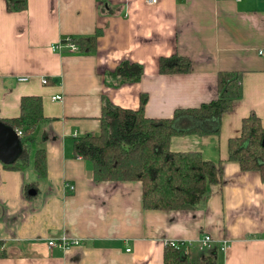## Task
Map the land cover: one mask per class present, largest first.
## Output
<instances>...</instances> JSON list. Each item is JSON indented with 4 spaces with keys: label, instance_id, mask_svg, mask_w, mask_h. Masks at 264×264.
<instances>
[{
    "label": "crops",
    "instance_id": "1",
    "mask_svg": "<svg viewBox=\"0 0 264 264\" xmlns=\"http://www.w3.org/2000/svg\"><path fill=\"white\" fill-rule=\"evenodd\" d=\"M98 29L94 51L51 50ZM262 48L264 0H27L16 12L0 0V119L18 116L28 95L41 98L49 119L35 130L43 178L0 161V264H163L167 241L195 243L205 234L212 243L203 254L214 264H264V182L228 159L244 117L254 113L264 127ZM174 53L190 58L188 73L159 72V58ZM122 61L142 65L139 81L108 78ZM219 71L242 73V96L223 113L219 133L169 142L174 152L221 161L220 181L196 207L145 209L139 181H95L92 164L75 155L79 137L100 132L105 104L136 109L144 93L146 116L171 117L216 99ZM62 235L79 244L47 245Z\"/></svg>",
    "mask_w": 264,
    "mask_h": 264
},
{
    "label": "trees",
    "instance_id": "2",
    "mask_svg": "<svg viewBox=\"0 0 264 264\" xmlns=\"http://www.w3.org/2000/svg\"><path fill=\"white\" fill-rule=\"evenodd\" d=\"M5 2L9 12L27 7V0ZM100 33L98 29L93 35L72 40L79 51L91 52L96 48ZM190 69V58L177 53L161 56L158 60V70L162 74H183ZM142 74L140 63L122 61L108 78L117 83L137 82ZM241 75L240 71H219L216 99L193 108L175 109L171 117L146 116L147 96L144 93L140 94L136 109L105 104L100 132L79 137L74 153L92 164L95 181H139L145 209H192L207 196L209 185L220 181L221 161L205 160L197 151L174 152L169 147L170 138L218 134L223 113L242 96ZM48 120L42 111V100L36 95L21 97L18 116L0 119L15 131L21 129V152L15 160L2 162L4 167L11 170L31 167L38 178L45 176V150L35 130ZM228 159L236 161L242 171H257L264 182V127L256 114L244 117L240 134L228 140ZM3 255L0 246V256ZM163 264H214V258L194 247L184 250L165 245Z\"/></svg>",
    "mask_w": 264,
    "mask_h": 264
},
{
    "label": "built area",
    "instance_id": "3",
    "mask_svg": "<svg viewBox=\"0 0 264 264\" xmlns=\"http://www.w3.org/2000/svg\"><path fill=\"white\" fill-rule=\"evenodd\" d=\"M145 3L147 5H154L156 4L159 0H144ZM63 49H68L69 52H77L79 51V47L78 45L72 40V38H64V39H60L59 41H57L56 43H53L51 45V50L54 52H61ZM260 55L262 57H264V48H262L260 50ZM27 78H20L18 80L20 81H24ZM48 81L47 78H42V83L46 84ZM52 100H62V96L61 95H54L51 97ZM17 135H21V130L16 131ZM65 187H67L69 190H73L74 186L70 185L68 183L65 184ZM212 243V237L209 234H205L203 235L200 239H198L195 243L193 242H182V241H177V240H169L166 242V245H170L174 248H181V249H187V248H191L194 247L195 250H197L200 253H203L206 249H208V247H210ZM79 244V239L76 238H70L67 236H59V237H51L48 239L47 241V245L50 247H59L63 250L77 245ZM227 240H224L221 246L222 250H225L228 245H227Z\"/></svg>",
    "mask_w": 264,
    "mask_h": 264
},
{
    "label": "water",
    "instance_id": "4",
    "mask_svg": "<svg viewBox=\"0 0 264 264\" xmlns=\"http://www.w3.org/2000/svg\"><path fill=\"white\" fill-rule=\"evenodd\" d=\"M21 152L20 138L16 131L0 121V161L15 160Z\"/></svg>",
    "mask_w": 264,
    "mask_h": 264
}]
</instances>
